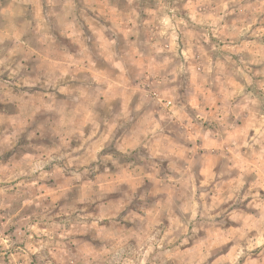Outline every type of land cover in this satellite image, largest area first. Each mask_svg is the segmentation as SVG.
Listing matches in <instances>:
<instances>
[{"label": "clouds", "instance_id": "obj_1", "mask_svg": "<svg viewBox=\"0 0 264 264\" xmlns=\"http://www.w3.org/2000/svg\"><path fill=\"white\" fill-rule=\"evenodd\" d=\"M0 264H264V0H0Z\"/></svg>", "mask_w": 264, "mask_h": 264}]
</instances>
